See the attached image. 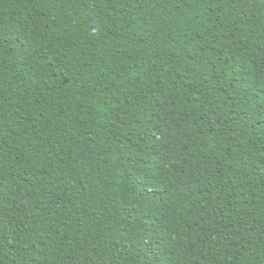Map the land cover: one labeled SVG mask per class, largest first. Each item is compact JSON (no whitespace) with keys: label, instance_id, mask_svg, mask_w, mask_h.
I'll use <instances>...</instances> for the list:
<instances>
[{"label":"trees","instance_id":"16d2710c","mask_svg":"<svg viewBox=\"0 0 264 264\" xmlns=\"http://www.w3.org/2000/svg\"><path fill=\"white\" fill-rule=\"evenodd\" d=\"M0 264H264V0H0Z\"/></svg>","mask_w":264,"mask_h":264}]
</instances>
